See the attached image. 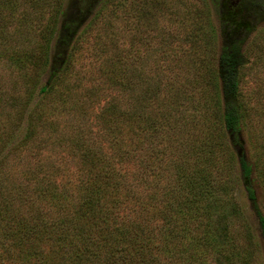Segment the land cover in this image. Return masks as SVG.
<instances>
[{"label":"trees","instance_id":"16d2710c","mask_svg":"<svg viewBox=\"0 0 264 264\" xmlns=\"http://www.w3.org/2000/svg\"><path fill=\"white\" fill-rule=\"evenodd\" d=\"M57 1L47 24L36 34L38 47L28 43L31 50L25 58L36 68L35 75L47 67V80L39 90L46 95L69 66L73 53L67 50L77 33L74 17L80 15L77 10L67 15L63 0ZM16 2L0 0V21L8 13L4 8L9 10ZM43 14H38L41 20ZM1 31L0 26L2 38ZM245 63L241 43L220 48L212 67V97L220 113L213 116L215 123L205 134L193 132V124L183 129L179 122H170L167 108L160 117L146 113L150 104L156 112L162 110L160 102L167 94L158 93L160 84L155 98L140 95L133 106L129 94L111 95L96 118L104 130L117 133L125 129L131 114L138 130L135 142L129 145L115 138L111 147L91 148L83 131L70 136L68 141L79 156L74 183H58L55 175L61 166L40 157L43 147L34 142V111L40 101L33 104L28 98L25 105L33 107L22 137L8 133L0 142V171L24 151L36 160L34 168H24L22 173L30 177L20 184H8L0 177V264H249L245 246L216 235L209 219L217 208L222 216L231 214L228 204L235 186L242 183L254 205V184L264 189V158L242 157L247 140L240 76ZM68 104L76 107L64 98L55 102V109ZM163 126L173 129L174 144L163 139ZM236 161L242 170L239 177L233 175ZM147 186L154 191L149 199L144 192ZM165 194L186 198L164 203ZM255 207L264 239V213Z\"/></svg>","mask_w":264,"mask_h":264},{"label":"rangeland","instance_id":"374dc122","mask_svg":"<svg viewBox=\"0 0 264 264\" xmlns=\"http://www.w3.org/2000/svg\"><path fill=\"white\" fill-rule=\"evenodd\" d=\"M57 2L17 0L12 8L8 5L9 10L4 8L8 13L0 21V142L8 133L22 137L26 115L40 101L33 114L37 129L34 142L43 147L40 157L61 166L62 171L55 175L58 183L77 182L79 156L68 141L70 136L83 131L91 148L111 147L115 138L134 143L138 130L131 123V114L125 129L117 133L104 130L96 115L111 95L129 94L133 106L134 98L140 95L153 98V94L155 98L158 84V93L167 94L160 102L162 110L158 113L150 104L146 113L160 117L167 108L170 122H179L183 129L193 124V132L204 130L205 134L220 113L212 97V67L224 44L241 43L246 63L241 68L240 100L246 113L247 140L242 157L264 158V0H63L67 15L76 10L80 14L74 17L77 33L67 50L73 53L69 66L46 95L39 90L47 80V67L35 75L36 68L25 58L30 55L28 43L38 47L36 34L47 24ZM240 10H244L241 16ZM40 12H44L43 20ZM54 46L55 39L51 56ZM28 98L33 104L25 105ZM64 98L76 107L68 104L55 109V102ZM161 130L163 139L173 142V129L163 126ZM146 144H150L147 139ZM25 153L0 171L6 183L30 177L22 172L26 167L34 168L36 160ZM241 172L236 161L233 175L239 177ZM253 189L256 205L241 183L235 186L228 204L232 216L220 215L217 208L209 219L216 235L245 246L249 264H264V239L255 207L264 213V189L257 183ZM144 192L148 199L154 193L148 186ZM166 196L164 203L186 198Z\"/></svg>","mask_w":264,"mask_h":264}]
</instances>
